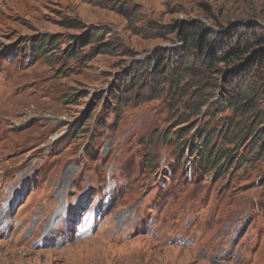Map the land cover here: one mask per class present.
<instances>
[{"label": "rangeland", "instance_id": "374dc122", "mask_svg": "<svg viewBox=\"0 0 264 264\" xmlns=\"http://www.w3.org/2000/svg\"><path fill=\"white\" fill-rule=\"evenodd\" d=\"M114 2L0 0V264H264V135L251 134L264 129V72L221 69L197 109L182 97L203 66L176 89L155 71L179 57L189 21L264 29V0ZM42 36L54 47L39 55ZM232 71L258 83L257 117L213 106ZM208 129L238 135L214 136L232 158L258 144L261 157L218 177L188 169Z\"/></svg>", "mask_w": 264, "mask_h": 264}, {"label": "trees", "instance_id": "16d2710c", "mask_svg": "<svg viewBox=\"0 0 264 264\" xmlns=\"http://www.w3.org/2000/svg\"><path fill=\"white\" fill-rule=\"evenodd\" d=\"M114 1L106 0L104 7H117L118 4ZM115 9L118 11V8ZM67 26L68 28L78 29V19L67 20ZM241 29L240 31L228 33V31H221L222 29L219 27L215 29L214 24L208 28L200 21H189V23L182 25L180 28L179 36L181 39L179 41L182 44L179 57L165 59L160 66H158V61L155 71L158 67H161L164 70L163 74L166 77L168 87L176 89L182 80L191 75L193 67L196 65L203 66V76L197 78L196 82L198 88L192 95L187 92L185 97H182L183 103L185 99L191 98V106L197 109H200V106L207 102V99L204 100L206 95L210 98L213 97L212 90L214 84L212 85V76L214 75L217 78L216 74L222 73L223 69L229 70L236 65L237 67L234 71L240 73L242 69L248 68L249 72L247 74H255V76L262 79L261 73L264 72V29L255 22L248 23L244 27H241ZM92 35L97 36V33H91ZM49 47H54L53 42L48 37L42 36L38 38L34 50L37 54L43 55ZM219 58L222 60H219ZM237 72H231L232 78L236 80V85L227 84L228 77H224L223 75L221 83H224L226 87L221 92L222 98L225 97L221 99L220 105H223V102L228 103L230 107H235L241 114L254 111L253 117H257L259 109H257L254 103L253 96L256 91L255 85L258 86V83L250 79L238 77ZM252 129L254 130L251 133L253 135L255 131H259V129ZM248 131H250V128L247 125L244 128V132ZM228 134L234 136L233 133L227 132ZM234 137H237V135ZM201 138L204 149L211 150L208 135Z\"/></svg>", "mask_w": 264, "mask_h": 264}]
</instances>
